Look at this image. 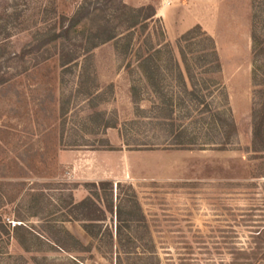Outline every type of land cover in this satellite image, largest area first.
<instances>
[{"label":"rangeland","instance_id":"obj_1","mask_svg":"<svg viewBox=\"0 0 264 264\" xmlns=\"http://www.w3.org/2000/svg\"><path fill=\"white\" fill-rule=\"evenodd\" d=\"M81 1L0 0V226L9 233L0 264H264V152L251 144L264 93V0L100 3L69 36L79 57L80 33L104 24L115 33L91 52L87 72L82 57L61 68L62 40L37 36ZM121 5L155 16L126 33ZM162 17L177 29L172 44ZM196 17L214 31L218 67L202 28L180 42ZM178 46L192 95L171 62L170 50L184 73ZM148 56L158 70L144 69ZM109 137L125 151L190 153H124V166L97 182L58 164L62 151L118 150ZM86 198L91 205H71ZM12 223L44 240L30 237L24 250Z\"/></svg>","mask_w":264,"mask_h":264},{"label":"trees","instance_id":"obj_2","mask_svg":"<svg viewBox=\"0 0 264 264\" xmlns=\"http://www.w3.org/2000/svg\"><path fill=\"white\" fill-rule=\"evenodd\" d=\"M63 1H68V0H63ZM112 0H82L79 4V6L77 7V9L73 12V14L71 16H66L63 14H59L57 19L58 22H54L52 25H50L49 27H46L42 32L38 33L37 36L39 37L40 41H43L41 43V45L45 44H50L51 42H56L58 40H62V43L60 44V57H59V66L61 68L64 69H68L71 67H76V63H77V59L82 57V60L84 62V64L81 67V70L83 72H87V70L89 69V65L86 62H90L91 59V52L97 48L99 45H102L106 42H110L112 40H114L116 38L115 33L112 32L111 29H107L106 24L102 25V27L98 26V30L97 31H88L83 32L82 34L80 33V37H82V42L80 44L81 47V55L78 57L76 54V51L70 50L68 51V48L70 46V43L72 42V38H70V34L75 33L76 31L75 28L76 26L82 22L89 14L92 10H96V6H99V4L101 3L102 5H104V7H106V5H108V3H111ZM150 10V14L149 15H142L144 9H134V8H129L126 7L125 5H121L119 8V12L121 13V18L122 20L127 24L126 26V33H129L131 30H134L136 27H142L144 28V24L148 19H152L155 16V12L152 9H148V11ZM54 15L56 14V10H52L51 11ZM1 28V27H0ZM201 31L199 26H195L193 29H191L190 31H188L187 33H185L184 35L181 36L180 38V42L185 41V39H187L191 34H193L195 31ZM124 36H127L124 35ZM128 35V39H129ZM206 36V35H204ZM251 39H252V44H255V36L252 33L251 34ZM208 38V40H210L211 42V56H212V62L214 64H217L218 67V57H217V53L215 50V46H214V42L211 38H209L208 36H206ZM64 40V42H63ZM1 44V43H0ZM169 47V46H168ZM169 49V48H168ZM170 50V49H169ZM1 51V48H0ZM178 51H179V55L181 57L183 66H184V73L186 75V77L184 76L183 71L181 70L180 65L178 64V62L176 60L173 59V53L172 50H170V53L172 55V59L171 62L174 65V69L176 71V79L178 80V83L181 85V87H183L184 91L188 94V95H192L193 90L192 91H188L187 90V84H186V78L190 81V84L192 82V86H193V76L187 66L186 63V59H185V55L183 53V50L180 46H178ZM259 51L262 52V49L259 48ZM155 52H160V51H155ZM143 65L145 66L144 69L151 71L150 69L153 67L155 70H158V66L154 65L152 63V57L148 56L145 59H142ZM152 63V67H150L148 65V63ZM86 63V64H85ZM171 65H167V69H170ZM148 71V72H149ZM147 76V75H146ZM148 81H150V85L152 87L155 86V77H152V74H150L149 76H147ZM262 94V98L263 101L257 106V108L253 109L252 114H251V118H252V124H251V136H252V147L254 150L259 149L261 152H264V93ZM181 145V144H179ZM100 185H108V183H102ZM94 186V184H93ZM91 198H86L78 203H73V201L71 202V205L77 210H80L82 208H84L85 206H87L88 204L91 205ZM74 221L77 222H82V220H80L78 217L74 218ZM21 222V221H18ZM48 228H52V227H48ZM82 229L90 234V231L88 230V227L86 225H82ZM63 234L65 235L66 238H68L70 241H73L76 245H79L78 242H75V239L70 236L68 234V232H66L64 229H62ZM5 235V236H9L8 231L6 230V228H4L3 226H0V235ZM10 234L12 235V238L15 239V241L18 243L19 246H21L24 250L25 249V243H27L28 238H33L39 242H41V240H44L43 238H41V236L38 235H33L31 232H29V230L27 229L26 226L22 224L20 225H14V227H12ZM91 236V234H90ZM48 243V242H47ZM51 246L57 248V249H63V246L59 243V242H55V241H50L49 243ZM62 246V247H61ZM27 251V250H26Z\"/></svg>","mask_w":264,"mask_h":264},{"label":"crops","instance_id":"obj_3","mask_svg":"<svg viewBox=\"0 0 264 264\" xmlns=\"http://www.w3.org/2000/svg\"><path fill=\"white\" fill-rule=\"evenodd\" d=\"M163 20L167 40L170 44H172V40L174 41L176 38L175 36L177 33L175 32L177 29L175 26L169 28L164 18ZM196 25L202 28V30L206 33L207 36L212 38V35H214L213 29L210 28V26L204 19L199 20V18L197 17L195 20L194 18H192V22L188 23V29H186L185 31L189 30L191 26L194 27ZM116 138V140H111L109 137V140L111 144L119 147L121 142L118 140V137ZM167 148L168 150L164 151H125L121 150L120 147L118 150L115 151H90L78 149L72 151L59 152L57 155V160L58 164L69 170V173L74 177L76 181L97 182L110 178V173L113 168L118 169L124 166L120 165V160L127 159V156L124 155V153H190L187 151L177 150L176 148L179 147L175 145H170ZM104 171H106V176H104Z\"/></svg>","mask_w":264,"mask_h":264},{"label":"built area","instance_id":"obj_4","mask_svg":"<svg viewBox=\"0 0 264 264\" xmlns=\"http://www.w3.org/2000/svg\"><path fill=\"white\" fill-rule=\"evenodd\" d=\"M12 225L14 226L15 224H14V223H12Z\"/></svg>","mask_w":264,"mask_h":264}]
</instances>
